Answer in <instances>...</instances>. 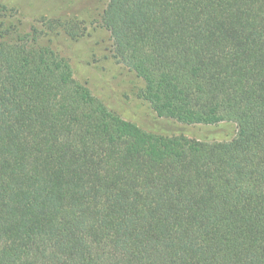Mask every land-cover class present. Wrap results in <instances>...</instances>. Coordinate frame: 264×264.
Segmentation results:
<instances>
[{
	"label": "trees",
	"instance_id": "obj_1",
	"mask_svg": "<svg viewBox=\"0 0 264 264\" xmlns=\"http://www.w3.org/2000/svg\"><path fill=\"white\" fill-rule=\"evenodd\" d=\"M0 6V264H264V0H107L114 58L158 117L145 131ZM19 23V21H17ZM20 24V23H19Z\"/></svg>",
	"mask_w": 264,
	"mask_h": 264
},
{
	"label": "rangeland",
	"instance_id": "obj_2",
	"mask_svg": "<svg viewBox=\"0 0 264 264\" xmlns=\"http://www.w3.org/2000/svg\"><path fill=\"white\" fill-rule=\"evenodd\" d=\"M106 4L107 0H0V6L13 14L10 20L20 29L36 26L42 31L43 20L58 19L79 30L82 35L75 39L58 29L52 36L43 35L41 45L50 46L67 59L75 79L124 120L163 136L183 135L210 142L231 140L236 134L233 123L181 124L158 117L139 98L143 81L114 58L110 32L101 24Z\"/></svg>",
	"mask_w": 264,
	"mask_h": 264
}]
</instances>
